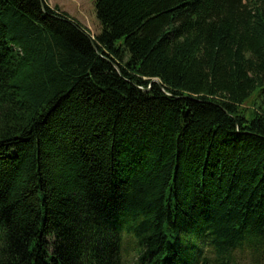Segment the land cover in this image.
<instances>
[{
  "label": "trees",
  "instance_id": "trees-1",
  "mask_svg": "<svg viewBox=\"0 0 264 264\" xmlns=\"http://www.w3.org/2000/svg\"><path fill=\"white\" fill-rule=\"evenodd\" d=\"M94 9L0 0V264H264V0Z\"/></svg>",
  "mask_w": 264,
  "mask_h": 264
},
{
  "label": "rangeland",
  "instance_id": "rangeland-1",
  "mask_svg": "<svg viewBox=\"0 0 264 264\" xmlns=\"http://www.w3.org/2000/svg\"><path fill=\"white\" fill-rule=\"evenodd\" d=\"M51 7H58L62 12L67 13L72 19L80 23L92 37L100 33V25L95 15L94 0H44ZM256 93L246 101V106L252 108V101ZM251 113V111H249ZM126 258L128 263L135 260L136 251L133 246L126 245Z\"/></svg>",
  "mask_w": 264,
  "mask_h": 264
},
{
  "label": "water",
  "instance_id": "water-1",
  "mask_svg": "<svg viewBox=\"0 0 264 264\" xmlns=\"http://www.w3.org/2000/svg\"><path fill=\"white\" fill-rule=\"evenodd\" d=\"M41 3H42V7L44 8V0H41ZM72 23H73L75 26H78L76 23H74V22H72ZM95 49L98 50L97 47H95ZM118 70H119V69H118ZM154 81H156V80H154Z\"/></svg>",
  "mask_w": 264,
  "mask_h": 264
}]
</instances>
